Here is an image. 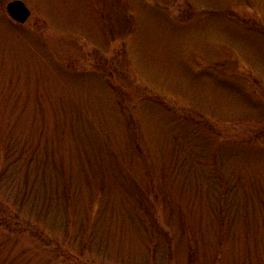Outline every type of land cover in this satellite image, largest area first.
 I'll use <instances>...</instances> for the list:
<instances>
[{
    "label": "rangeland",
    "instance_id": "obj_1",
    "mask_svg": "<svg viewBox=\"0 0 264 264\" xmlns=\"http://www.w3.org/2000/svg\"><path fill=\"white\" fill-rule=\"evenodd\" d=\"M0 0V264H264V0Z\"/></svg>",
    "mask_w": 264,
    "mask_h": 264
},
{
    "label": "water",
    "instance_id": "obj_2",
    "mask_svg": "<svg viewBox=\"0 0 264 264\" xmlns=\"http://www.w3.org/2000/svg\"><path fill=\"white\" fill-rule=\"evenodd\" d=\"M5 9L11 19L19 23H24L30 16V10L22 0L7 2Z\"/></svg>",
    "mask_w": 264,
    "mask_h": 264
}]
</instances>
